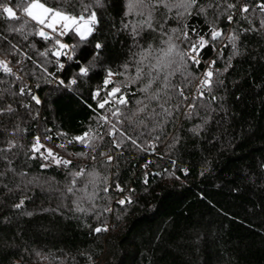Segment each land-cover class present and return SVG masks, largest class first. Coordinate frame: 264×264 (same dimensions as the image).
Listing matches in <instances>:
<instances>
[{
  "label": "trees",
  "instance_id": "obj_1",
  "mask_svg": "<svg viewBox=\"0 0 264 264\" xmlns=\"http://www.w3.org/2000/svg\"><path fill=\"white\" fill-rule=\"evenodd\" d=\"M261 2L197 0L192 14L184 18H178L175 9L169 12L160 6L152 9L156 30L145 27L134 37L131 24L127 29L124 24L139 23L147 15H125L127 0H104L105 6L96 9L100 23L88 41L80 42L71 33L60 37L64 44L77 45L73 59L60 58L63 69L49 52L53 41L9 33L8 25L18 26L20 21L0 16V37L21 48L15 55L0 51V60L16 67L15 76L0 69V109L10 106L14 110L0 112V264H264V12L257 7ZM209 3L214 6L197 15V8ZM227 3L236 8L226 10ZM15 4L16 0H9V6ZM243 4L249 11L238 13ZM229 15H233L231 22ZM185 24L193 39L196 32L210 39L213 24L223 34L200 51L199 66L188 64L192 77H200L216 61L213 71L219 70V75L213 76L211 94L194 96L197 79L184 86V77L177 73L173 83L183 87L188 100L175 98L179 110L162 129L151 135L147 129L132 132L143 131L140 142L154 144L153 148L138 151L125 141L117 149L112 138L105 136L98 151L112 155L111 164L104 163L107 157L78 156L89 149L67 142L89 128L96 130L97 113L103 112L97 100L106 93L101 91L96 98L94 93L104 88L107 71H123L125 64L132 71L137 44L161 47L169 35L187 49L186 41L176 39ZM172 29H178L177 33ZM234 33L238 35L235 56L227 39ZM97 42L104 47L96 50ZM7 48V41L0 39V49ZM97 51L100 54L93 55ZM79 66L89 67L87 76L79 74ZM72 79L77 83L69 88L66 85ZM123 80L114 76L108 89ZM141 86L121 88L128 109L143 98L137 91ZM21 87L26 89L23 94ZM193 97H197L196 106L189 109ZM157 135L159 139H153ZM36 137L42 147L33 152ZM9 142L14 147L9 148ZM49 146L72 162V171L83 169L87 174L94 170L99 178H108L112 187L107 193L99 191L103 184L97 181L96 211L75 210L77 197L93 190L90 177L85 175L75 186L81 189L87 184V193L73 195L66 191L72 179L68 167H41L51 161L43 158ZM116 183L125 189L123 193L115 190ZM129 195L131 204L116 203ZM22 199L23 207L16 208ZM81 206L90 208L87 200ZM106 206L113 211L98 215ZM102 225L108 231L96 233L94 229Z\"/></svg>",
  "mask_w": 264,
  "mask_h": 264
},
{
  "label": "snow or ice",
  "instance_id": "obj_2",
  "mask_svg": "<svg viewBox=\"0 0 264 264\" xmlns=\"http://www.w3.org/2000/svg\"><path fill=\"white\" fill-rule=\"evenodd\" d=\"M215 2V0H214ZM227 2V0H225ZM56 6H50L51 4ZM79 5L77 10L76 6ZM105 6L104 0H16L14 7L9 6V0H0V16L6 14L7 19L13 21H20L18 26L9 24L7 31L9 33H19L25 39L28 35H38L40 38L46 41H53V46L49 49V52L57 58V63L59 68L63 69L64 65L59 62L61 57H66L67 59H73L72 52L75 51L77 45H67L64 44L60 37L73 34L78 37L80 42L88 41L90 37L96 32L97 26L100 23V19L97 16V8H103ZM127 12L125 15H129L135 12L137 15L144 16L147 18L139 23H125L124 28H129L131 24V32L133 36H138L139 31L147 27L155 31L151 23L152 20V9L158 8L160 6L165 7L169 12L173 9L176 10V15L178 18H184L192 14V9L197 7V0H127ZM214 3H209L206 7L200 6L197 8V15L201 13H206L207 8H212ZM218 6V4L216 5ZM261 12H264V0L257 5ZM236 8V4L227 3L226 10ZM21 15L18 16L17 12ZM249 8L247 4H243L237 9L238 13H247ZM233 15L228 16V20L231 22ZM247 19V17H245ZM162 27V26H161ZM261 27H264V20H261ZM188 25L185 24L184 30L181 32L180 39L186 41L188 44L187 49H182L175 42L172 35H169L166 40L163 41V46L153 47L149 44L146 48L140 47L139 51L133 54L134 59L131 65L132 71H130V66L128 64L123 65V71L113 72L111 69L107 71L106 78L103 81L104 88L97 89L94 93V98L100 97L101 91H105V96L97 100L98 108L103 110V112L97 113V126L96 130L89 128L83 134L73 137L68 140V144L79 143L89 149L88 153H78V156L89 155L91 159L96 160L97 156L107 157L104 161L106 165L111 164L113 156L109 155L107 152L98 151L105 141L104 137L109 136L112 138V146L120 149L124 146L125 141L129 142L130 145L136 148L138 151H148L154 147V144H149L147 141L143 143L140 142V137L144 135L143 131L135 132L136 129H147L148 134L151 135L156 129H162L164 123L172 117L173 112L179 110L180 103H175L174 100L177 97H182L184 101L188 100V97L184 94L183 87L178 83H173V79L177 73H180L184 77L183 84L187 86L190 83V79H199V84L197 85V93L199 98H203L205 92L211 94L213 87V76L219 75V70L214 73L213 66L216 61H211L207 68L203 71L201 77H192V74L188 72V64L191 62L196 66L201 63L199 59L200 51L205 47H208L210 41H216L218 38L222 37V32L218 30L213 24L210 29V39H206L205 36L199 32L195 33L196 39H193L188 34ZM48 30V31H46ZM178 29H172L173 34L177 33ZM249 31V29H245ZM0 39L6 40L8 43V48L0 49V51H6L8 54H18L21 48L17 44H13L7 37H0ZM229 43H231L233 48V56L238 54L236 41L238 39L237 34H231L227 37ZM104 47L103 44L97 42L95 44V49L100 50ZM47 52H42L41 55H47ZM99 51L94 52L93 55H99ZM195 54V55H193ZM27 56V54H24ZM31 59V57H27ZM232 57H229L231 60ZM18 64H22V61L18 60ZM11 61L0 60V69L3 73L15 76L16 73L13 72L12 68L9 67ZM231 65L225 67V71ZM22 70V69H19ZM89 73V67L79 66V74L81 76H87ZM114 76H122L124 80L117 83L115 87L108 89V85L113 84ZM17 79L20 77L17 76ZM61 85H64V81H59ZM76 79H72L67 87L76 84ZM216 83H221L216 81ZM132 84L142 85L137 89L143 96L142 99H137L135 101L136 107L134 109H128L129 101L126 95L121 92V88H127ZM26 91L25 87L20 88V93L23 94ZM119 94V95H117ZM211 100H215V96L209 97ZM32 99L39 104L40 100L32 95ZM197 97H193V103L188 104L189 109H194L196 104L195 100ZM183 102V101H181ZM106 105L110 107L106 108ZM7 111L13 112L14 110L9 106L7 109H0V112ZM127 123L128 127H124ZM149 124L152 125L149 128ZM197 128L193 129L196 132ZM99 129H104L103 132ZM153 139L158 140L159 135L153 137ZM36 144L33 145L32 151L38 152L42 145H39V137L35 138ZM178 142V141H177ZM14 147L12 142H9V148ZM59 147L64 148L66 145L61 144ZM2 151V150H0ZM47 155L43 156L45 160L51 158L50 163H45L41 167H49L51 164L56 166H64L69 168V174L72 179L66 188L67 193H72L76 195L77 191L87 193V184L84 188L76 189L75 186L78 180L84 178L85 175L90 177L88 180L89 184L93 185V190L86 195L78 196L74 201L75 210L77 212H88L96 211L97 207L95 205V200L97 199L98 189L96 187L97 181L103 184V187L99 191L107 193L112 187L108 184V178L105 176L102 179L99 178L98 173L94 170L85 173L83 169L79 171H72L69 167L71 161L65 159L57 154L53 153L51 149H47ZM111 151V148L109 149ZM43 155V154H42ZM150 161L144 165L145 168L148 167ZM174 163V162H173ZM21 175H24L23 173ZM149 181L145 179V183ZM31 183V181H29ZM115 190L117 192L123 193L124 188L120 186L119 183L115 184ZM131 191V190H129ZM87 200L89 202L90 208L82 207V202ZM133 201L131 196H125L122 199L116 200V203L123 207L125 204H131ZM24 205V200H20L19 203L15 204L16 208H22ZM111 207H104L100 210L99 214L103 212H112ZM96 233L102 231H108L107 225H102L94 229Z\"/></svg>",
  "mask_w": 264,
  "mask_h": 264
},
{
  "label": "built area",
  "instance_id": "obj_3",
  "mask_svg": "<svg viewBox=\"0 0 264 264\" xmlns=\"http://www.w3.org/2000/svg\"><path fill=\"white\" fill-rule=\"evenodd\" d=\"M10 67L12 68L13 71L16 70V67H14V66H10ZM192 94L194 96L198 95V93H197V85L194 87Z\"/></svg>",
  "mask_w": 264,
  "mask_h": 264
},
{
  "label": "rangeland",
  "instance_id": "obj_4",
  "mask_svg": "<svg viewBox=\"0 0 264 264\" xmlns=\"http://www.w3.org/2000/svg\"><path fill=\"white\" fill-rule=\"evenodd\" d=\"M200 77H201V76H200ZM196 82L199 84V79H197V81H196ZM48 148H49V149H51V146H49Z\"/></svg>",
  "mask_w": 264,
  "mask_h": 264
}]
</instances>
